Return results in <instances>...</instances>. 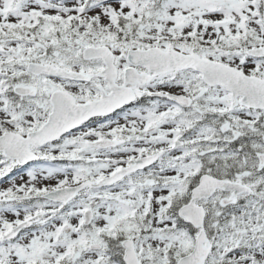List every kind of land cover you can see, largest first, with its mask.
<instances>
[{
  "label": "snow or ice",
  "instance_id": "obj_1",
  "mask_svg": "<svg viewBox=\"0 0 264 264\" xmlns=\"http://www.w3.org/2000/svg\"><path fill=\"white\" fill-rule=\"evenodd\" d=\"M0 264H264V0H0Z\"/></svg>",
  "mask_w": 264,
  "mask_h": 264
}]
</instances>
